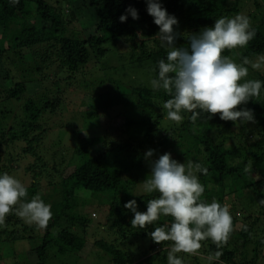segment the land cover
Masks as SVG:
<instances>
[{
  "label": "trees",
  "instance_id": "1",
  "mask_svg": "<svg viewBox=\"0 0 264 264\" xmlns=\"http://www.w3.org/2000/svg\"><path fill=\"white\" fill-rule=\"evenodd\" d=\"M243 1L159 0L168 14L178 20L173 26L177 38L186 31L189 35L199 33L204 27L213 26L220 17L232 18L241 12ZM251 3L256 11L248 17L255 37L244 48L226 49L222 53L237 63L245 56L254 59L264 54V5L260 0H251ZM84 6L94 13L96 22L92 25L94 34L89 35V29L81 27L87 35L81 39L68 25L73 21L80 25L77 11ZM128 7L138 11V19L126 13ZM121 15H127L125 22L119 20ZM256 23L260 24L256 26ZM158 32L159 27L147 12L146 0H19L18 3L0 0V63L6 69L5 75L0 77L1 92L6 93V98L0 100V164L5 157L9 165L4 164L0 174L8 168L15 170L16 159L33 155L32 162L24 164L25 172L32 173V183L25 185L27 199L39 194L51 205L53 213L45 229L27 224L14 213L9 214L0 224V250L7 248L10 255L0 257V264L2 258H13L19 251L12 250L9 243L35 235L40 243L29 249L37 254L36 264H47L52 246L56 255L81 253L86 248L91 223L83 213L85 205L76 197L82 189L104 196L112 230V240L102 238L92 242L93 256L104 258L107 264H144L142 259L149 264H167L171 242L158 245L147 233L155 226L170 224L172 218L161 216L155 225L133 228L130 223L133 213L124 208L125 203L135 199L137 210L144 212L146 201L158 195L137 191L150 172V161L145 159L149 149L155 150L151 159L169 152L180 162L202 163L207 174H197L205 188L201 199L208 203L215 199L222 205L230 199L233 231H237H232L227 244L219 249L222 251L219 261L213 260L212 264H264V228H258L264 223V204L259 203L264 199V85L259 97L241 106L254 110L255 123L225 122L218 115L210 118L208 113L201 112L193 124L189 112L181 113L184 119L180 123L166 118L162 104L171 97L163 89L153 90L140 83L122 89L120 83L112 86V83L99 82L98 89L92 92V99L96 101L92 116L103 119L100 111H115L120 118L119 130L128 139L99 152L97 145L103 138H80L75 152L82 161L77 165L74 159V163L68 164L72 169L70 174L60 164L49 163L51 156L56 157L55 152L50 156L45 149L38 148L42 141L39 132L43 128V114L55 112L61 104L59 84L64 80L61 76L67 74V78H72L90 68L94 58L100 61L109 53L106 45L111 44L123 58L133 64L146 65L157 78L158 61L167 56V48L161 45ZM137 33H141L143 39ZM41 46L43 52L33 53ZM248 67L246 79L264 82L263 73ZM51 69V74L44 76L43 84L42 74ZM96 71L92 67V72ZM26 74L30 75L27 81ZM14 100L19 101L18 106L25 115L20 120L3 108L5 103ZM110 127L114 128L112 124ZM104 143L107 145L106 141ZM17 144H23L19 152ZM42 185L50 189L48 194L44 193ZM234 195L237 203L232 200ZM145 238L150 239L149 246L140 244L141 257L135 259L125 244L131 239L140 242ZM201 243H207L208 247L200 255L177 254L184 264L193 260L191 264H202L198 258L218 251L210 239ZM29 264L33 263L29 261Z\"/></svg>",
  "mask_w": 264,
  "mask_h": 264
},
{
  "label": "clouds",
  "instance_id": "2",
  "mask_svg": "<svg viewBox=\"0 0 264 264\" xmlns=\"http://www.w3.org/2000/svg\"><path fill=\"white\" fill-rule=\"evenodd\" d=\"M18 3L19 0H13ZM147 12L159 27L157 33L161 45L167 48L166 59L158 61V77L150 81L153 90L163 89L171 98L162 104L166 118L180 123L182 112L191 113L193 124L201 112L210 118L219 116L225 122L255 123L254 110L241 107L261 95L264 82L246 79L250 66L253 70L264 69V54L254 59L245 56L240 63L222 55L224 50L244 48L255 37L250 19L244 14L220 17L213 26L204 27L188 39V47L176 46L177 33L174 25L178 20L168 14L159 0H146ZM126 13L136 20L138 11L128 7ZM127 15L119 20L125 22ZM143 39L141 33H137ZM154 151L149 149L145 159L150 161V172L142 181L144 193H158L146 201V211H138L135 199L124 204L133 213L130 223L133 228L144 229L155 225L161 216L171 217L170 224L155 226L148 236L156 244L171 242L167 250V264H184L179 253L200 255L202 241L210 239L218 251L209 254L208 264L219 261L222 249L233 231V217L228 204L213 199L208 203L201 199L205 188L198 173L207 174L200 162L187 163L172 158L165 152L158 159H151ZM26 186L13 175L0 174V224L9 214L39 229H45L52 219L51 205L39 194L27 199ZM264 204V199L259 201Z\"/></svg>",
  "mask_w": 264,
  "mask_h": 264
},
{
  "label": "rangeland",
  "instance_id": "3",
  "mask_svg": "<svg viewBox=\"0 0 264 264\" xmlns=\"http://www.w3.org/2000/svg\"><path fill=\"white\" fill-rule=\"evenodd\" d=\"M243 3L245 5L243 6L239 14L249 16V13L256 11V7L251 3V0H244ZM260 3L263 6L264 0H260ZM77 13L79 14L80 25L76 21H73V23H70L68 27L70 31H74V34L76 36L81 39H85L87 35L81 27L86 26L87 29H89L87 30V33L89 35L94 34L93 26L96 22V19L94 18V13L90 10V8H87L85 6L80 8ZM259 24L260 23H256V26H258ZM184 33V35H181L179 38H177L176 46L188 47V39L191 37V35H189L187 31ZM106 48L109 49V53H107V55L100 61H97L94 58L90 68H85L82 73H79L76 76L73 75L72 78H67V74L61 76V78L64 79L59 84L62 89L61 104L55 112H46L43 114L41 122L43 128L39 132L40 134H42V141L39 144L38 148L40 150L45 149L49 155L55 152L56 157L50 155L51 158L49 163L56 162L57 164H60L61 167L65 168L67 174L72 173V169L70 166H68V164L74 163V159L77 165H79L82 161V157L75 152V147L76 145H78L80 138H103L104 141L107 142V145H104V141L98 143L97 149L99 152L105 150V148H111L113 145L124 142L128 139L127 135L122 134V132L119 130L118 120L120 118L116 117L115 111H110V109L105 110L104 112L100 111V114L103 115V119L95 115L92 116L93 108L95 107L96 102L92 99V92L98 89V83L106 82V85L112 83V86L117 83V85L121 84L120 86L123 87L122 89H124L125 87L129 88L133 86L130 84L135 83L151 86L150 81L155 78L153 71L146 65H139L138 63L133 64L131 60L123 58V55L121 52H119L118 48L114 47L111 44L106 45ZM237 49L239 50V48ZM43 51L44 49L41 46L37 47V50H33V53H41ZM26 53H28V51H26ZM8 64L11 68L14 69L13 64H10V62H8ZM97 64L98 66H96ZM4 67L5 65L3 66V64L0 63V77H3V75H5L6 69H4ZM55 67L56 65L54 64L53 68ZM92 67L93 69L96 68L97 71L95 73L92 72ZM51 71L52 69L46 70L44 71L45 74H42L41 79L44 81V83L42 82L43 84H45L44 76L51 74ZM259 72L263 73L264 75V69L259 70ZM251 74L254 75L255 73L251 72ZM51 77L56 81L58 80V78L54 76ZM21 78L22 80H24L23 76H21ZM29 79L30 75L26 74L25 80L27 81ZM42 83L40 82V84ZM4 98H6V93H2L0 89V100H4ZM18 102L19 101L14 100L5 103L3 105V108L8 109L13 118H17V120H20V118H24L25 115L20 110L21 107L19 108ZM101 122L102 124H100ZM111 124L114 128L110 127ZM21 146L23 147V144H17L16 151L19 152ZM51 147H55V149ZM46 152H41V154L44 155ZM22 158L16 159L17 163H14L15 170L8 168L4 171L19 179L24 185H30L32 183V173L25 172L26 168L24 167V164L32 162V159L34 157L33 155L29 154L27 157L25 156L23 159ZM4 164L6 167L9 166L7 165L8 162L5 157L3 162L0 164V168H3ZM139 186H141L140 190L137 189V191L143 192L142 184H140ZM42 189L45 194H48V191L50 190L43 185ZM76 197L81 200L82 204L85 205L83 213L90 219L91 222L86 238V248H84L81 253L56 255L57 253L55 252V247L52 246L48 256L47 264H107L104 258H99V256L97 258L93 256V251L91 249V244L95 239L108 238L112 240V238L110 237V235H112V230L109 229L108 214L106 210L107 207L106 204L103 203L104 196L102 194H95L89 190L87 191L82 189L76 193ZM232 200L236 201L237 203L238 199L234 195ZM226 204L231 207L230 199L226 200ZM240 204L242 206L241 202ZM262 218L264 222V215L262 216ZM258 228H264V223H260L258 225ZM236 231L237 230H234L233 232ZM43 234L44 230H42V235ZM36 236L37 235L29 239L9 243V246L12 250L19 251H17L13 255V258H2V264H29V261L33 264H36L38 261L37 254L33 250H31V248L29 249V247L36 246L40 243V239L35 238ZM145 239L141 240L140 242L131 239V241L125 244L126 247L130 248L129 251L131 252L132 256L135 257V259H139V257H141L139 250L140 244L149 246L150 239ZM206 247H208L207 243H202L200 253L204 252L203 250ZM9 255V249L4 248L0 250V257ZM198 260L202 264H208L206 259L198 258ZM141 262H143L144 264H149L148 261L144 262L143 259L141 260ZM192 262H195V260L187 262V264H191Z\"/></svg>",
  "mask_w": 264,
  "mask_h": 264
}]
</instances>
